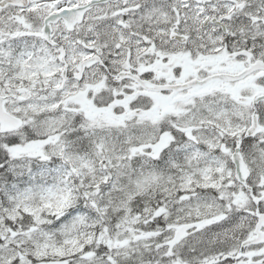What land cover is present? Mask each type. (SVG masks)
<instances>
[{
	"label": "snow or ice",
	"instance_id": "1",
	"mask_svg": "<svg viewBox=\"0 0 264 264\" xmlns=\"http://www.w3.org/2000/svg\"><path fill=\"white\" fill-rule=\"evenodd\" d=\"M0 264H264V0H0Z\"/></svg>",
	"mask_w": 264,
	"mask_h": 264
}]
</instances>
